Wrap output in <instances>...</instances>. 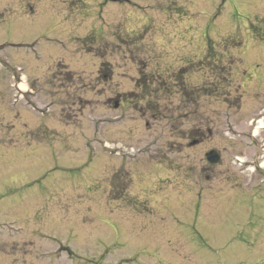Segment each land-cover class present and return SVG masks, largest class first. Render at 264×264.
<instances>
[{"label": "rangeland", "instance_id": "1", "mask_svg": "<svg viewBox=\"0 0 264 264\" xmlns=\"http://www.w3.org/2000/svg\"><path fill=\"white\" fill-rule=\"evenodd\" d=\"M0 264H264V0H0Z\"/></svg>", "mask_w": 264, "mask_h": 264}, {"label": "water", "instance_id": "2", "mask_svg": "<svg viewBox=\"0 0 264 264\" xmlns=\"http://www.w3.org/2000/svg\"><path fill=\"white\" fill-rule=\"evenodd\" d=\"M206 158L211 163H216L220 159L219 152L217 150H212L206 154Z\"/></svg>", "mask_w": 264, "mask_h": 264}, {"label": "bare ground", "instance_id": "3", "mask_svg": "<svg viewBox=\"0 0 264 264\" xmlns=\"http://www.w3.org/2000/svg\"><path fill=\"white\" fill-rule=\"evenodd\" d=\"M262 126H259L258 128H261ZM257 130V129H256Z\"/></svg>", "mask_w": 264, "mask_h": 264}]
</instances>
